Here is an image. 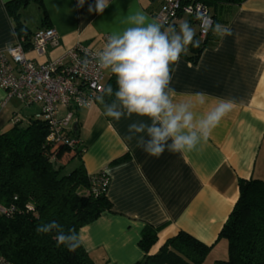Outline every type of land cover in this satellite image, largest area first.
Instances as JSON below:
<instances>
[{
  "label": "crops",
  "instance_id": "crops-1",
  "mask_svg": "<svg viewBox=\"0 0 264 264\" xmlns=\"http://www.w3.org/2000/svg\"><path fill=\"white\" fill-rule=\"evenodd\" d=\"M13 0H0V50L19 37L51 26L57 44L37 56L26 44L25 56L35 62L51 60L80 42L93 49L103 46V35H112L129 26L126 18L137 12L149 19L157 0H109L102 14L89 13L95 0H29L17 6V18L9 12ZM212 12L217 23L231 29L232 35L218 36L206 45L197 60L191 61V47L171 67V87L177 99L206 92L209 102L198 106L207 111L217 98L233 101L232 111L213 130L206 142L181 153L165 151L159 158L149 156L129 139L131 123L147 120L135 114L115 120L104 115L98 102L74 111L70 121L82 152L87 175L104 170L109 178L105 196L109 210L79 228L81 246L95 264H132L144 252L139 246L146 226L157 230V240L149 253L184 231L210 250L201 264H220L226 258V241L219 231L238 196V180H264V0H243L240 4H219ZM43 17H45L43 19ZM17 22L26 35H18ZM187 22L197 26L184 13L172 24ZM167 27V26H165ZM110 72L107 71V74ZM0 88V132L12 127V118L27 119L39 111L38 104L24 106ZM66 112L60 109L59 116ZM125 155L121 162H113Z\"/></svg>",
  "mask_w": 264,
  "mask_h": 264
},
{
  "label": "trees",
  "instance_id": "trees-1",
  "mask_svg": "<svg viewBox=\"0 0 264 264\" xmlns=\"http://www.w3.org/2000/svg\"><path fill=\"white\" fill-rule=\"evenodd\" d=\"M29 0H13L9 12L17 18V6ZM39 3L40 0H34ZM217 23L212 10L219 4H240L243 0H200ZM45 17H43L44 19ZM18 35H26L17 22ZM27 36V35H26ZM218 35L208 31L199 47H191L188 58L195 62L206 45H213ZM172 67V65H171ZM116 88V77L110 73L104 88ZM101 93L98 95L100 96ZM105 97V102H111ZM96 102H100L96 99ZM104 109V105L100 104ZM36 114V113H35ZM31 115L0 132V202L8 204L14 196L17 206L11 216L0 217V256L15 264H95L80 246L75 252L57 247L55 233L38 234L36 227L55 220L67 232H77L83 225L109 210L110 202L103 192L93 193L91 175L79 161L68 173L62 168L82 152L80 145L70 148L48 142V124ZM77 126L67 133L76 137ZM77 138V137H76ZM66 157V159H64ZM125 155L113 162H121ZM64 161V162H63ZM30 203L33 211H25ZM218 238L226 241V258L220 264H264V180L239 179L237 199L224 221ZM157 240V230L146 226L141 231L139 246L144 252L132 264H201L210 246L184 231L166 239L157 252L149 253Z\"/></svg>",
  "mask_w": 264,
  "mask_h": 264
},
{
  "label": "clouds",
  "instance_id": "clouds-1",
  "mask_svg": "<svg viewBox=\"0 0 264 264\" xmlns=\"http://www.w3.org/2000/svg\"><path fill=\"white\" fill-rule=\"evenodd\" d=\"M85 0H78L83 7ZM109 0H95L89 13L102 14ZM129 25L112 34L104 48L95 53L99 69L116 77L115 90L111 85L97 97L104 105V115L115 120L131 118L133 114L147 120L133 122L128 127L129 139L137 137V146L149 156L159 158L165 151L181 153L192 151L206 142L213 130L232 111L233 101L217 98L207 111L198 112V106L209 102L206 92L177 99L171 85V65L177 64L182 54L191 47H199L194 29L187 22L165 27L141 12L126 18ZM203 31H212L223 37L232 35L231 29L219 23H203ZM87 67V61L84 64ZM110 97L111 102H105ZM38 234L55 233L57 247L75 252L81 239L75 229L65 232L55 220L36 227Z\"/></svg>",
  "mask_w": 264,
  "mask_h": 264
},
{
  "label": "built area",
  "instance_id": "built-area-1",
  "mask_svg": "<svg viewBox=\"0 0 264 264\" xmlns=\"http://www.w3.org/2000/svg\"><path fill=\"white\" fill-rule=\"evenodd\" d=\"M184 13L197 26V37L203 40L208 31H203L202 24L211 22L212 17L205 4L200 0H157L152 12L153 18L164 26L172 25L179 14ZM110 35H103V46L93 49L80 42L54 59L35 62L25 56L26 44L37 56L46 53L49 46L57 44L58 35L51 26L33 31L30 37H19L13 44L0 50V88L6 92L2 101L10 97L17 98L24 106L39 105L34 115L47 121L46 140L64 144L70 148L80 145L79 139L67 133L71 130L70 121L75 110L93 104L108 76L107 71L98 68L95 53L101 51ZM87 61V67L84 66ZM60 109L66 112L59 116ZM12 124L21 120L20 116L12 119ZM93 193H105L108 175L101 170L91 175ZM16 196L8 204L0 202V217L11 216L16 212ZM25 211H33V206L26 203ZM0 264H15L0 256Z\"/></svg>",
  "mask_w": 264,
  "mask_h": 264
},
{
  "label": "rangeland",
  "instance_id": "rangeland-1",
  "mask_svg": "<svg viewBox=\"0 0 264 264\" xmlns=\"http://www.w3.org/2000/svg\"><path fill=\"white\" fill-rule=\"evenodd\" d=\"M66 159V157L64 158ZM64 162V161H63ZM76 164V160H71L69 161L61 170V174H66L68 173Z\"/></svg>",
  "mask_w": 264,
  "mask_h": 264
}]
</instances>
